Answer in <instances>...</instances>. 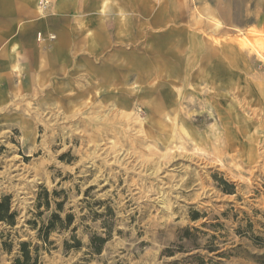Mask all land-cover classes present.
<instances>
[{"label":"rangeland","instance_id":"1","mask_svg":"<svg viewBox=\"0 0 264 264\" xmlns=\"http://www.w3.org/2000/svg\"><path fill=\"white\" fill-rule=\"evenodd\" d=\"M126 1L124 19L140 7V70L111 72L109 88L81 72L0 113V200L17 213L0 223V264L22 242L41 264H264V0ZM58 203L74 219L45 247Z\"/></svg>","mask_w":264,"mask_h":264},{"label":"crops","instance_id":"2","mask_svg":"<svg viewBox=\"0 0 264 264\" xmlns=\"http://www.w3.org/2000/svg\"><path fill=\"white\" fill-rule=\"evenodd\" d=\"M127 4L131 9L126 0H52L42 11L37 0H0V113L76 87L81 72L101 71L109 88L111 72L140 70L142 17L137 2L133 15L120 17ZM149 23L175 21L151 16Z\"/></svg>","mask_w":264,"mask_h":264},{"label":"trees","instance_id":"3","mask_svg":"<svg viewBox=\"0 0 264 264\" xmlns=\"http://www.w3.org/2000/svg\"><path fill=\"white\" fill-rule=\"evenodd\" d=\"M57 192H53V196H56ZM50 194L47 190H43L37 198V209L39 210L42 206H45L46 209L50 207ZM62 203L57 204V211H55L48 223H43V225L37 230L38 239L43 243L45 247L51 246L53 243L49 241V236L51 233L58 230L68 229L74 219V216L68 214L65 219H62L60 213L62 212ZM42 213L39 211L37 217H41ZM17 213L12 211L11 208V197L6 196L0 200V223H3L7 226L14 227L16 224ZM33 228H37V222H29ZM75 231V229L73 230ZM73 244H70L68 241L64 243V248L69 249H79L81 247V242L75 235L71 237ZM108 241V238L102 237H92L90 239V247L94 249V252L99 254L103 245ZM12 244L3 242V248L5 251L10 253ZM48 249V248H45ZM40 247L33 245L29 242H22L19 244V250L16 258L13 261V264H41L40 259Z\"/></svg>","mask_w":264,"mask_h":264},{"label":"built area","instance_id":"4","mask_svg":"<svg viewBox=\"0 0 264 264\" xmlns=\"http://www.w3.org/2000/svg\"><path fill=\"white\" fill-rule=\"evenodd\" d=\"M38 5H39L40 9L45 10L50 5V0H38ZM38 39L39 40L42 39L41 34L38 35Z\"/></svg>","mask_w":264,"mask_h":264},{"label":"bare ground","instance_id":"5","mask_svg":"<svg viewBox=\"0 0 264 264\" xmlns=\"http://www.w3.org/2000/svg\"><path fill=\"white\" fill-rule=\"evenodd\" d=\"M151 100V99H150ZM110 114V113H109Z\"/></svg>","mask_w":264,"mask_h":264}]
</instances>
